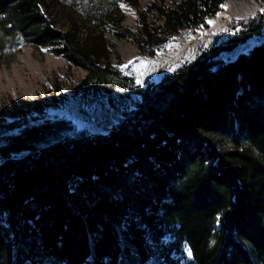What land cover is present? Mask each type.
<instances>
[{
	"label": "trees",
	"instance_id": "trees-1",
	"mask_svg": "<svg viewBox=\"0 0 264 264\" xmlns=\"http://www.w3.org/2000/svg\"><path fill=\"white\" fill-rule=\"evenodd\" d=\"M43 2L0 0V58L23 40L86 70L77 89L106 76L98 53L82 51ZM226 2L147 4L134 42L154 56L195 41ZM244 27H256L257 45L182 67L109 136L81 132L38 154L1 155L0 264H264L263 12L229 20L236 38Z\"/></svg>",
	"mask_w": 264,
	"mask_h": 264
},
{
	"label": "rangeland",
	"instance_id": "rangeland-1",
	"mask_svg": "<svg viewBox=\"0 0 264 264\" xmlns=\"http://www.w3.org/2000/svg\"><path fill=\"white\" fill-rule=\"evenodd\" d=\"M161 1L172 0H44L46 16L64 32L75 34L82 51H96L97 65L106 76L92 77L87 87L77 89L87 75L83 68L23 40L9 48L0 58V164L3 154H38L48 143L81 132L109 136L124 118L157 102L169 75L208 52L228 62L258 44L256 27H244L236 38L229 20L264 14V1L227 0L207 25L194 29L195 41L175 39L154 56L141 53L134 42L140 36L139 12ZM214 50L216 55L210 52ZM127 76L132 81L124 79ZM137 87L148 89L144 99L133 93ZM3 214L0 222L5 221ZM186 257L191 260L188 248Z\"/></svg>",
	"mask_w": 264,
	"mask_h": 264
},
{
	"label": "snow or ice",
	"instance_id": "snow-or-ice-1",
	"mask_svg": "<svg viewBox=\"0 0 264 264\" xmlns=\"http://www.w3.org/2000/svg\"><path fill=\"white\" fill-rule=\"evenodd\" d=\"M123 6V5H122Z\"/></svg>",
	"mask_w": 264,
	"mask_h": 264
}]
</instances>
